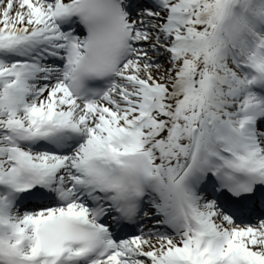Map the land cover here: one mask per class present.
<instances>
[{
	"label": "snow or ice",
	"instance_id": "6c2138e0",
	"mask_svg": "<svg viewBox=\"0 0 264 264\" xmlns=\"http://www.w3.org/2000/svg\"><path fill=\"white\" fill-rule=\"evenodd\" d=\"M0 264H264V0H0Z\"/></svg>",
	"mask_w": 264,
	"mask_h": 264
}]
</instances>
